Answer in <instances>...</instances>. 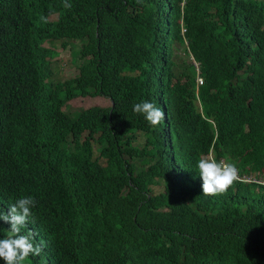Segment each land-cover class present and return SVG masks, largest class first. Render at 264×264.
Here are the masks:
<instances>
[{"label": "trees", "instance_id": "trees-1", "mask_svg": "<svg viewBox=\"0 0 264 264\" xmlns=\"http://www.w3.org/2000/svg\"><path fill=\"white\" fill-rule=\"evenodd\" d=\"M67 2L0 0V212L34 197L44 242L23 264H264V185L205 196L196 167L264 180V0ZM48 42L82 44L78 76L52 80Z\"/></svg>", "mask_w": 264, "mask_h": 264}, {"label": "clouds", "instance_id": "clouds-1", "mask_svg": "<svg viewBox=\"0 0 264 264\" xmlns=\"http://www.w3.org/2000/svg\"><path fill=\"white\" fill-rule=\"evenodd\" d=\"M70 6L65 0V7ZM195 64L199 71L198 64ZM197 81L199 84L203 83V79L199 74L197 75ZM132 110L134 113L142 115L149 126L153 128L158 126L165 118L163 110L147 100L134 104ZM64 112L66 111L64 110ZM196 167L202 180V191L205 196L224 195L236 182L264 185L263 179H257L253 174L241 176L235 162L229 159L218 160L211 152L202 154ZM35 203L34 197L23 196L9 206L7 214L0 212V220L10 224V229L7 230L8 235L0 239V260H3L4 264H23L29 257H39L43 252L44 242L34 243L36 234L28 228ZM25 229L28 230L25 232L23 231Z\"/></svg>", "mask_w": 264, "mask_h": 264}, {"label": "rangeland", "instance_id": "rangeland-1", "mask_svg": "<svg viewBox=\"0 0 264 264\" xmlns=\"http://www.w3.org/2000/svg\"><path fill=\"white\" fill-rule=\"evenodd\" d=\"M56 19L57 17H54L52 20ZM62 44L63 43L61 42H48L45 45L58 53L51 59L54 72L52 80L55 82H64L78 76L80 74V68L84 62L80 54L82 50V44L80 42L68 43V48H63ZM95 106L108 107L110 106V101L102 97L78 98L68 102L64 107V110L76 118L83 110ZM138 141L139 142H136V144L140 145L143 139L139 138ZM93 151L97 154L95 146ZM262 182L264 184V181Z\"/></svg>", "mask_w": 264, "mask_h": 264}]
</instances>
